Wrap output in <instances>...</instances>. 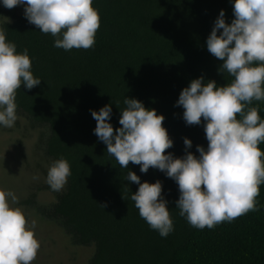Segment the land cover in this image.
<instances>
[{
  "label": "trees",
  "instance_id": "16d2710c",
  "mask_svg": "<svg viewBox=\"0 0 264 264\" xmlns=\"http://www.w3.org/2000/svg\"><path fill=\"white\" fill-rule=\"evenodd\" d=\"M234 0H93L100 27L92 48L65 51L54 47V37L30 24L17 7H3L7 18L0 24L6 39L25 48L34 77L41 80L31 90H17L16 114L42 129L45 155L66 159L71 168L65 189L55 192L48 206L29 200L41 216L58 220L81 246L94 245L87 264H264V184L256 198L258 211H250L212 229H198L179 215L175 201L178 186L164 172L129 163L121 168L94 134L91 111L110 105L108 121L120 127L124 99L134 98L164 116L174 157L187 151L199 155L207 148L200 125H187L179 93L191 80L203 77L218 86L232 78L218 73L222 61L207 50L206 39L220 10L225 22L234 19ZM264 119V101H254ZM239 119V117H237ZM264 152V143L259 145ZM128 171L141 182L162 183L174 230L167 236L149 227L130 199L138 185L127 181ZM122 197L124 199H122ZM101 205H106L104 208Z\"/></svg>",
  "mask_w": 264,
  "mask_h": 264
},
{
  "label": "clouds",
  "instance_id": "9594fccd",
  "mask_svg": "<svg viewBox=\"0 0 264 264\" xmlns=\"http://www.w3.org/2000/svg\"><path fill=\"white\" fill-rule=\"evenodd\" d=\"M2 5L9 10L23 6L27 21L54 37L56 48L87 50L95 44L100 16L93 0H2ZM232 11L234 19L226 23L220 10L206 39L208 52L222 61L218 73L232 79L222 86L203 77L193 79L176 101L187 125L203 121L207 148L197 145L198 156L187 151L192 147L188 138L183 139L184 156L168 153L173 141L163 126L164 116L137 99H124L126 107L120 110V127L115 129L108 122L110 105L91 111L94 134L118 165L125 169L129 163L138 165L141 173L149 168L164 172L178 186L179 215L201 230L258 211L256 198L264 184V152L259 148L264 143V119L259 108L251 106L264 101V0H234ZM31 68L28 50L17 52L0 28V126L11 128L18 119L17 90L40 84ZM70 175V165L61 157L49 165L46 183L58 192ZM126 179L138 185L130 199L140 217L167 237L174 227L161 181L141 182L132 171ZM17 203L13 192L0 190V264H32L41 246L34 232L36 222L30 224Z\"/></svg>",
  "mask_w": 264,
  "mask_h": 264
},
{
  "label": "rangeland",
  "instance_id": "374dc122",
  "mask_svg": "<svg viewBox=\"0 0 264 264\" xmlns=\"http://www.w3.org/2000/svg\"><path fill=\"white\" fill-rule=\"evenodd\" d=\"M2 8L0 0V10ZM17 10L24 12L23 6H17ZM6 20L0 13V24ZM17 117L13 127L0 126V190L13 192L18 198L15 206L22 209L30 224L36 222L34 232L41 246L32 264H87L94 253V245L76 244L60 221L44 218L29 202L33 196L36 204L42 206L55 201L56 191L46 183L48 167L54 160L43 151L42 129L32 127L20 115ZM36 176L39 178L34 179Z\"/></svg>",
  "mask_w": 264,
  "mask_h": 264
}]
</instances>
